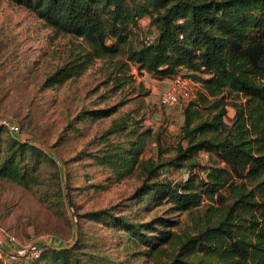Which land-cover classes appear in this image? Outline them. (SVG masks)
Wrapping results in <instances>:
<instances>
[{"label":"trees","instance_id":"16d2710c","mask_svg":"<svg viewBox=\"0 0 264 264\" xmlns=\"http://www.w3.org/2000/svg\"><path fill=\"white\" fill-rule=\"evenodd\" d=\"M9 1L33 11L46 31L82 40L86 53L55 70L50 85L78 77L94 57L111 59L123 53L157 78L183 75L202 83L198 100L184 106L177 145L165 162L143 160L151 131L136 135L142 124L130 116L106 131L110 137L122 134L123 141L102 138L104 146L95 156L99 164L113 168L120 178L148 174L130 198V217L140 218L163 205L166 212L191 213L199 209L202 197L211 202L205 218L199 214L194 219L195 233L177 229L181 221L169 216L154 214L145 222L121 218L132 245L126 264H264V0ZM145 16L153 28L150 40L146 37L134 48L129 45L132 27ZM229 96L245 98L232 102L237 107L232 124L226 121ZM200 103L203 108L213 104L207 107L208 116L198 110ZM115 111L111 106L86 115L100 119ZM2 134L0 126V179L28 189L40 186L43 162L54 158L35 143L11 139L6 146ZM203 152L216 157L214 165L202 164ZM164 166L187 169L189 177L179 182L161 179ZM196 167L204 168L206 176ZM38 195L45 199L41 189ZM50 252L48 264H84L71 247L52 244L30 261L9 258L0 264H42Z\"/></svg>","mask_w":264,"mask_h":264},{"label":"rangeland","instance_id":"374dc122","mask_svg":"<svg viewBox=\"0 0 264 264\" xmlns=\"http://www.w3.org/2000/svg\"><path fill=\"white\" fill-rule=\"evenodd\" d=\"M152 30L150 18L143 17L132 27L129 45L140 46ZM81 42L80 38L46 31L33 11L0 0V126L4 144H11V139L35 143L45 156L54 158L45 159L43 182L33 189L0 179V259L30 261L31 254L13 258L9 249L19 254L37 248L42 251L46 249V245L40 246L44 241L56 248L71 247L84 264H126L132 245L126 238V229L121 227V218L145 222L151 221L154 214L169 216L181 221L177 229L194 232V219L199 214L205 218V208L211 203L204 196L199 209L191 213L166 212L163 205L144 211L140 218L130 217V198L148 174L120 178L113 168L99 164L95 156L104 146L103 136L115 143L123 141L122 134L110 137L106 131L114 121H127L129 116L139 120L142 126L136 135L151 131L143 160L155 159L161 164L177 145L184 106L198 100L204 88L201 82L185 76L189 94H180L176 104L166 106L161 103V95L175 78L160 79L140 70L125 53L111 59L94 57L78 77L50 85L48 79L55 70L68 59L86 53ZM119 83L122 86L116 88ZM227 100L226 121L232 124L237 112L232 102L241 103L245 98L229 96ZM212 105L206 103L203 108L200 103L197 108L208 116L207 107ZM111 106L116 107L111 116L94 119L86 115L88 110ZM200 157L203 165H214L216 157L207 152ZM196 171L206 176L204 168L196 167ZM159 174V178L175 182L189 177L187 169L166 166L159 169ZM38 189L45 193V199L40 198ZM51 256L52 252L45 255L42 264H48ZM147 261L145 256L144 263Z\"/></svg>","mask_w":264,"mask_h":264},{"label":"built area","instance_id":"2783aa9c","mask_svg":"<svg viewBox=\"0 0 264 264\" xmlns=\"http://www.w3.org/2000/svg\"><path fill=\"white\" fill-rule=\"evenodd\" d=\"M147 40L149 41L150 38L147 37ZM182 77V78H181ZM183 75H178L174 81L171 83V85L162 93L161 95V103L166 105V106H172L176 104L179 99H180V94L183 96H187L189 94V80L184 79ZM189 174V173H188ZM184 178H187V175L184 176ZM3 231V228L0 227V232ZM13 243V241H11ZM40 246H45L46 242L40 243ZM1 248V245H0ZM11 256L13 258H16V255L18 254V251L16 249H10ZM41 251L37 248L36 250L31 249L30 253H25V254H31L32 257H38L40 255Z\"/></svg>","mask_w":264,"mask_h":264}]
</instances>
